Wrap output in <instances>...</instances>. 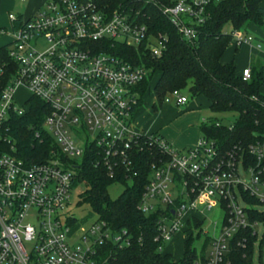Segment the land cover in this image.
Here are the masks:
<instances>
[{
  "label": "built area",
  "instance_id": "built-area-1",
  "mask_svg": "<svg viewBox=\"0 0 264 264\" xmlns=\"http://www.w3.org/2000/svg\"><path fill=\"white\" fill-rule=\"evenodd\" d=\"M222 1L167 0L161 12L192 44L196 27L207 19V7ZM8 19L16 22L11 14ZM142 19L139 10L122 5L107 10L91 0H44L34 16L12 26L8 56L17 69L0 88V264H98L106 246L129 247L126 231L114 233L98 218L87 224L68 207L80 188L74 186L76 167L87 151L110 178L129 182L140 173L132 158L141 138L157 154L137 210L158 214L153 241L160 253L177 234L194 233L193 222L203 224L204 213L213 209L222 213V220L209 239L206 264H225L232 242L242 245L235 237L246 230L257 239L254 229L261 224L249 215L264 208V143L248 147L256 160L251 166L242 151L221 153L205 137L178 151L157 133L132 127L134 109L143 99L139 86L149 71L111 52L115 47L133 49L140 63L146 56H161L166 38L151 34ZM38 39L46 43L43 51L32 45ZM252 41L242 32L232 33L236 48ZM241 76L248 81L249 70ZM19 87L28 99L36 98L49 109L41 130L34 133L35 139H49L53 146L41 163L25 164L13 154L7 123L28 110V99L20 105L14 99ZM187 103V96L177 90L162 102L183 108ZM197 235L206 233L199 227Z\"/></svg>",
  "mask_w": 264,
  "mask_h": 264
},
{
  "label": "trees",
  "instance_id": "trees-1",
  "mask_svg": "<svg viewBox=\"0 0 264 264\" xmlns=\"http://www.w3.org/2000/svg\"><path fill=\"white\" fill-rule=\"evenodd\" d=\"M99 9L113 10L122 5L130 10H139L142 21L148 26L151 34L166 38L165 49L159 58L146 56L140 63L138 54L133 49L115 47L113 55L124 58L135 65L143 64L149 71V77L139 86L143 97L136 112L148 97L162 105L165 95L174 90L187 93L190 98L203 97L209 102L212 114H234L236 119L229 127L207 119L199 126L201 137L213 141L221 153L232 149L242 151L246 161L254 166L247 152L249 146L264 143V79L261 65H252L250 78L243 81L241 73H236L233 62L223 64V55L232 45V33L246 32L249 25L261 26L264 12L260 8L264 0H225L207 7V19L196 27V39L192 44L184 41L169 20L162 14L161 7L167 0H91ZM21 17L16 18L13 28L21 24ZM229 24L231 31L224 33L223 28ZM10 44L0 47V88L15 75L17 66L8 56ZM155 77L154 86L149 80ZM155 106L153 105V108ZM49 113L48 107L36 98L28 99V110L23 117H12L7 123L8 136L12 139L18 159L25 164L41 163L48 159L53 146L51 140L43 141L34 138V133L41 130L44 117ZM10 153L9 150H4ZM157 149L145 139H139L133 163L140 172L131 181L112 179L106 171L95 165L94 157L87 151L79 160L75 170L74 186H80L79 204L88 205L99 220L105 222L114 233L122 230L131 237L127 248L115 245L106 246L97 259L98 264H206V257L200 256L195 247L196 239L189 233L183 246V256L173 261L167 253H160L154 243L158 214L143 215L137 210L144 187L147 184V170L151 161L156 158ZM122 184L123 192L112 200L108 188ZM251 220L264 226V212L252 211ZM200 223L193 222L192 228L199 229ZM232 242L225 264H251L252 249L256 237L246 230ZM209 246V240L204 248ZM260 255L264 249V235L259 242Z\"/></svg>",
  "mask_w": 264,
  "mask_h": 264
},
{
  "label": "rangeland",
  "instance_id": "rangeland-1",
  "mask_svg": "<svg viewBox=\"0 0 264 264\" xmlns=\"http://www.w3.org/2000/svg\"><path fill=\"white\" fill-rule=\"evenodd\" d=\"M9 1V0H8ZM7 2L4 1L3 5ZM12 2V7L10 9L1 8L0 11V30L1 28H5L7 32H11V28L8 22V13L12 15L15 14L17 10L23 8L26 4V0H10L8 3ZM7 3V4H8ZM8 6V5H7ZM9 8V6H8ZM8 10V11H7ZM231 31V27L229 24L225 25L223 28L224 33H229ZM245 36L249 35L251 38L254 37V34L249 30V27L246 28ZM11 38L9 36H1L0 35V47L6 46L10 44ZM36 44V45H35ZM32 45L38 51H43L46 48V43L43 39H38L36 42L32 41ZM234 53V46L230 45L226 50L225 55L223 56V61L227 57L226 55ZM246 63V62H245ZM263 66L262 64H260ZM149 77V76H148ZM264 78V76H263ZM156 79L155 77L149 80L150 87L154 86ZM187 96L189 106L192 104H196L197 111L193 112L192 116H189L187 112H185V108L183 107H175L173 104H162L161 106L158 105L152 97H148L145 100V103L138 109L140 116L135 117L132 122V127L135 130L140 129L143 130L145 126H158L156 129V133L168 143V145L175 150L182 151L188 148V146H184L183 143L190 140L192 138L191 132H193L194 136L197 138L196 144L198 140L201 138L197 128L195 126H199L203 121L207 119L215 120L218 124L229 127L233 124L236 119V115L234 114H212L206 106L205 99H199V102L196 101V98H190L189 95L185 92ZM28 93L22 87L16 89L14 94V99L18 105L22 104L25 100L28 99ZM153 105L155 106L153 108ZM170 115V119L166 117V115ZM196 123V124H193ZM141 124V126H140ZM192 126V127H191ZM192 128V129H191ZM195 144V145H196ZM194 145V146H195ZM193 146V147H194ZM191 148V147H190ZM263 156H264V147H262ZM241 173V170H239ZM244 177V176H242ZM245 178V177H244ZM246 180V178H245ZM81 188L75 190L71 195L70 205L68 207V211L72 213L76 219L78 220H87V224L92 221H95L98 217L93 214L85 204H79V194L81 193ZM124 186L122 184H114L110 186L107 190L109 197L112 200L117 199V197L123 192ZM264 191V189H263ZM262 212H264V208H260ZM204 218L206 220L203 224H200V229L202 232L206 233V236H202L195 241V247L197 249V253L200 256L207 257V253L209 250V246L204 248V243L206 240L212 239L216 234L220 227L221 220H222V213L219 210L213 209L211 212H205ZM257 234V240L253 245L252 249V257H251V264H264V249L262 254L260 255L259 252V242L264 235V226L257 225L254 229ZM194 237L197 235L198 229H193ZM186 235L183 233L177 234L172 238V240L166 244L165 246V253L171 256L173 261H179L182 259L183 256V246L186 241Z\"/></svg>",
  "mask_w": 264,
  "mask_h": 264
},
{
  "label": "crops",
  "instance_id": "crops-1",
  "mask_svg": "<svg viewBox=\"0 0 264 264\" xmlns=\"http://www.w3.org/2000/svg\"><path fill=\"white\" fill-rule=\"evenodd\" d=\"M4 1L5 0H0V11H1V8L6 7V9L9 10L10 7H12V2L8 3L10 0L9 1L7 0V2L2 7V4L4 3ZM43 2H44V0H26V4L23 6V8H21L20 10H17L13 16H15L16 18L21 17L22 19H29L37 13V11L43 5ZM7 5L9 6V8ZM260 8L264 12V1L261 2ZM10 14L11 13H8V15H10ZM8 15H7V17H8ZM8 22H9L10 28L12 29L13 24L9 21V19H8ZM248 27H249V30L254 34V37L252 38L253 41L248 45H242L238 48H236L233 45L234 46V53L226 55L227 57L224 59V61H223V57H222L221 62L223 64H228L230 62H233L235 65L236 73L238 75L243 70L250 69L252 67V65L262 64L263 66H261V67H262V73L264 76V21H263L261 26L249 25ZM2 31L4 32V35L0 34L1 36H9L11 38V36H10L11 32H7V30L5 28H1L0 33ZM199 99H203V97H197L196 101L199 102ZM205 101H206L207 109L209 110V102L206 99H205ZM195 105L196 104H192L191 106H189V103H187V105H186L187 108H185V112H187L189 114V116H192L194 114L193 112L197 111ZM140 114L141 113H139V110H137L133 116V119L135 117L136 118L139 117ZM166 117H167V119L168 118L170 119L169 114H167ZM132 122H133V120H132ZM193 124H196V123H193ZM140 126H141V124H140ZM199 126H200V124H199ZM199 126H198V124H197V126H195V128H197L198 132H199V129H198ZM157 127L158 126L155 127L153 125L149 126V127L145 126V127H143V130L140 129L141 131H139V130H136V131H139V132L144 133V134H152V133H156ZM191 134H192L191 135L192 138L190 140L186 141L185 143H183V145L185 147L188 146V148H186V149H190V147L192 148L196 144L197 138L194 136L193 132H191ZM199 134H200V132H199Z\"/></svg>",
  "mask_w": 264,
  "mask_h": 264
}]
</instances>
